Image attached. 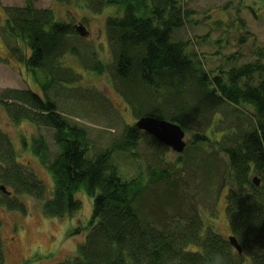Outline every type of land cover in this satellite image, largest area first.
I'll use <instances>...</instances> for the list:
<instances>
[{
    "label": "trees",
    "instance_id": "trees-1",
    "mask_svg": "<svg viewBox=\"0 0 264 264\" xmlns=\"http://www.w3.org/2000/svg\"><path fill=\"white\" fill-rule=\"evenodd\" d=\"M57 1L83 3L96 13L117 7L106 20L112 57L107 62L93 51L83 62L85 68L108 74L136 119L153 116L176 122L192 138L183 154L168 163L163 157L166 145L135 123L124 124L119 138L97 150L88 129L76 118L86 119L93 110L101 117L109 115L108 123H116L111 115L115 107L107 94L78 84L82 76L65 65L70 54L81 56L82 50L89 54L77 23L57 20L51 7H38L34 0L6 6L2 39L34 71L44 91L42 95L31 88L9 87L1 92L0 101L13 124L29 122L39 130L29 139L23 136L21 144L50 173L54 191L46 198L45 184L18 161L12 137L0 128V186L7 189H0V206L27 212L19 195L29 194L40 202L44 215L73 217L83 207L77 195L85 191L94 208L84 227L86 239L78 247L79 264H264V45L255 41L250 46V31L232 36L239 49L210 69L204 56L191 47L192 39H176L192 13L185 0ZM82 23L87 27L86 20ZM248 49L253 58L239 65ZM45 79L46 84L41 82ZM67 83L77 86L68 88ZM143 138L158 145L156 150L162 148L146 169L137 163L136 150ZM125 153L136 158L135 176H125L115 160ZM220 156L226 161L222 177L215 172ZM188 169L194 180L203 173L211 195L221 197L227 190V218L243 248L241 254L197 210L182 219L172 215L163 219L146 210L150 191L167 182V191H175L172 174L185 178ZM172 191L169 198L176 196ZM159 202L165 205L168 200L161 197ZM1 225L0 221V264H4Z\"/></svg>",
    "mask_w": 264,
    "mask_h": 264
},
{
    "label": "rangeland",
    "instance_id": "rangeland-1",
    "mask_svg": "<svg viewBox=\"0 0 264 264\" xmlns=\"http://www.w3.org/2000/svg\"><path fill=\"white\" fill-rule=\"evenodd\" d=\"M26 1L0 0V23L4 21L6 16L4 7L23 6ZM255 1L185 0L186 9L192 13L185 26L176 33V39H192L193 45L191 47L201 56H204L205 60H203L210 69L218 67L220 63H225L224 55L234 53L235 50L239 49L233 41L235 42L234 38L241 33L250 31L247 39V41H250V46L255 41H257V46H262L264 45V3L257 0L258 3L256 4ZM34 2L38 7H51L57 20L77 24L87 21L89 34L82 37L81 42L88 45L89 54H84L85 51L82 50L81 56L70 54L64 60L65 65L82 76V79L77 82L78 84L93 90L96 88L107 94L112 100L115 110L112 111L111 115L114 120L116 119V123H108L109 115V117H101L93 110H91L93 113L86 116V119L76 118L79 124L88 129L90 138L97 150L109 146L114 139L119 138L124 124L132 125L136 122V118L131 107L115 90L116 88H114L110 76L108 74L93 73L90 69L85 68L83 62L90 59L93 51L97 53L99 58L109 62L112 52L108 46L106 20L109 16L115 14L117 7L108 6L103 11L96 13L83 3L64 4L57 0H34ZM249 7L255 11L257 16H254ZM242 21L245 22L246 28L243 27ZM232 36L234 38H231ZM205 38H207L206 41H204ZM230 41H232V45L228 44ZM0 58V94L3 89L12 87L31 88L43 95L44 90L35 79L34 71L28 70L25 62L19 60L11 48L4 43L1 32ZM252 58L251 54H248L238 64L246 63ZM88 65L91 66L92 64ZM36 72L42 76L40 70L36 69ZM41 82L46 84L48 81L45 79ZM69 84L67 85L68 88L77 86L75 83V85ZM61 101L62 99H59L60 105L63 106V101ZM0 128L12 137L18 150V161L35 171L46 186V198H51L54 191L52 176L42 166L40 159L31 150L22 147L21 144L23 136L29 139L37 132L39 133V130L29 122L13 124L7 116L1 101ZM49 138L52 141V137ZM191 138V135L186 134L187 142ZM157 146L149 138H143L140 141L139 148L136 150L139 153L137 157L140 158L137 163L142 165L144 169L149 164L157 161V155L162 151V148L156 150ZM168 148L163 157L169 163L175 161L180 153L170 147ZM135 159L128 153L117 155L115 158L125 176L128 177L135 176L138 173ZM225 169L226 161L223 156H220L216 161V175L222 177ZM188 172L189 169L185 178L182 175L177 177L172 174L171 179L176 181V190L170 191L175 193V197L169 198L171 194L168 195L170 193V191H167V185H170L168 182H165L167 185L160 184L154 191H150L149 196L151 197L147 196L149 202L146 204V210H150L152 216L157 217L158 215L163 219H167L171 215L182 219L193 215L197 210L206 224L211 226L217 233L228 238L232 235V232L226 213L227 200L225 196L227 190H222L221 197H217V193L211 195L209 193V180H205L203 173H198L197 179L194 180V177ZM217 185L219 186V184ZM219 188L216 187V189ZM77 197L83 202V207L73 217L44 215L40 202L29 194L19 195V198L26 204L27 212L14 207L0 206L1 233L5 246L4 264H79L78 247L86 239L87 232L84 227L88 225L92 215L94 200L85 191H81ZM161 197L167 199L168 203L161 204L159 202ZM79 228L84 229L79 233ZM191 249L194 248L191 247Z\"/></svg>",
    "mask_w": 264,
    "mask_h": 264
},
{
    "label": "water",
    "instance_id": "water-1",
    "mask_svg": "<svg viewBox=\"0 0 264 264\" xmlns=\"http://www.w3.org/2000/svg\"><path fill=\"white\" fill-rule=\"evenodd\" d=\"M76 30L83 37L89 34L87 27L82 22L76 24ZM135 125L177 153H182L187 147L186 130L176 122L153 116H143L136 119ZM253 180L257 185H260L261 182L258 177H255ZM0 189L7 191L4 185H1ZM229 240L238 252L242 253L243 249L238 239L235 236H230Z\"/></svg>",
    "mask_w": 264,
    "mask_h": 264
},
{
    "label": "bare ground",
    "instance_id": "bare-ground-1",
    "mask_svg": "<svg viewBox=\"0 0 264 264\" xmlns=\"http://www.w3.org/2000/svg\"><path fill=\"white\" fill-rule=\"evenodd\" d=\"M230 236H235V235H230ZM229 236V237H230ZM229 237H228V239H229ZM236 237V236H235ZM230 241V240H229ZM239 242V241H238ZM240 244V243H239ZM232 245V244H231ZM241 245V244H240ZM233 246V245H232ZM234 247V246H233ZM235 248V247H234ZM236 249V248H235ZM243 249V248H242ZM237 250V249H236ZM238 251V250H237ZM243 252V251H242ZM239 253V252H238ZM239 254H241V253H239Z\"/></svg>",
    "mask_w": 264,
    "mask_h": 264
}]
</instances>
